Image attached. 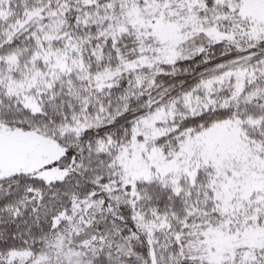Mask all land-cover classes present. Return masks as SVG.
Wrapping results in <instances>:
<instances>
[{
	"label": "snow or ice",
	"instance_id": "1",
	"mask_svg": "<svg viewBox=\"0 0 264 264\" xmlns=\"http://www.w3.org/2000/svg\"><path fill=\"white\" fill-rule=\"evenodd\" d=\"M0 264H264V0H0Z\"/></svg>",
	"mask_w": 264,
	"mask_h": 264
}]
</instances>
